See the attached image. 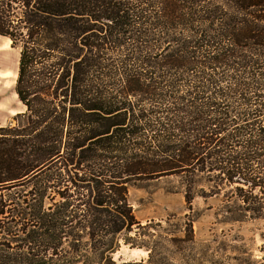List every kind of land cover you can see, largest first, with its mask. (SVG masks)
<instances>
[{"label":"trees","instance_id":"1","mask_svg":"<svg viewBox=\"0 0 264 264\" xmlns=\"http://www.w3.org/2000/svg\"><path fill=\"white\" fill-rule=\"evenodd\" d=\"M0 35L23 107L0 126V264L165 261L181 229L140 232L129 196L160 176L190 210L264 218V0H0Z\"/></svg>","mask_w":264,"mask_h":264},{"label":"rangeland","instance_id":"2","mask_svg":"<svg viewBox=\"0 0 264 264\" xmlns=\"http://www.w3.org/2000/svg\"><path fill=\"white\" fill-rule=\"evenodd\" d=\"M7 39L0 35V126L12 122L13 116L23 109L15 92L19 49L12 47ZM179 180L178 176H160L129 191L141 225H156L139 229L140 232L157 230L165 234L164 229L173 225L182 230L185 226L182 216L189 212L194 214L193 238L184 237L181 230L172 232L177 237L172 242L164 240L165 261L156 264H264V218L224 221L223 202L214 197L195 196L190 210ZM175 190L177 192H172ZM172 234L169 236L173 237ZM147 256V250L128 244H122L113 254L116 261L140 260Z\"/></svg>","mask_w":264,"mask_h":264},{"label":"bare ground","instance_id":"3","mask_svg":"<svg viewBox=\"0 0 264 264\" xmlns=\"http://www.w3.org/2000/svg\"><path fill=\"white\" fill-rule=\"evenodd\" d=\"M7 40H8V42H10L9 39H7Z\"/></svg>","mask_w":264,"mask_h":264}]
</instances>
